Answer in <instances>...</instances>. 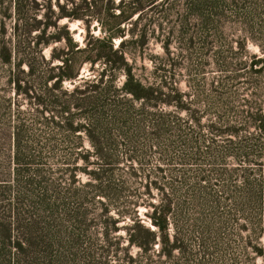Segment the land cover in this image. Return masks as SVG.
Masks as SVG:
<instances>
[{"label": "trees", "instance_id": "obj_1", "mask_svg": "<svg viewBox=\"0 0 264 264\" xmlns=\"http://www.w3.org/2000/svg\"><path fill=\"white\" fill-rule=\"evenodd\" d=\"M15 1L12 37L9 43L6 42L8 46L4 39L1 41V45L4 44L0 47V65L8 70V82L12 85L14 94L22 96L30 105L37 106L34 110V118L40 119V123L51 130L52 141L43 144L29 141L26 137L31 129L26 122L27 118L17 116L11 129V143H0V153L6 149V146L9 149L11 147L10 155L7 156L9 170L6 169L10 181L0 185V264L8 262L11 264H68L66 260L69 248H73L78 254H80L78 251L87 250V246L81 247L83 242L85 244L89 239L94 238L88 221L89 211L84 206V200L87 201L88 197L100 198L102 201L99 202V213L96 215V262L89 252L84 255L85 264H111L110 259L114 258L119 259L121 264H134L137 262L136 257L132 258L128 255L127 248L137 247L136 254L145 257L153 250L154 244L158 246L157 256L168 259V261H160V264H188L197 246L198 258L201 261L212 249L218 254V246L222 245V242H219L216 237H220V233L212 225L197 222L194 216L188 219L189 215L186 213L191 210V207L199 206L204 209L208 206L212 214L219 218L226 214L223 210L228 207L225 203L230 200V205L238 206L242 218L246 221L251 222L253 218L259 221L264 217V181L253 178L248 171L252 166L259 170L264 167V158H262L264 142L260 135L264 130V116L260 102L257 100L259 97L257 89L260 91L261 83L264 82V60L256 58L255 55H250L249 60L247 57L242 60L240 55L232 52L230 46H227L226 50L230 51L229 55L220 48L214 53L215 65L219 71H229L249 64L256 75H252L248 81L246 88L250 87L255 91L250 92L251 97L245 101L246 108H250L239 116L238 127L222 128L214 121L206 126L211 140L215 136L230 135L236 138L235 141L228 142V149L221 150L224 151L221 154H230L237 162L245 164L246 167L238 174L241 186L234 188L232 197L226 198L224 202L225 197L220 186L219 189H211L205 197L206 187L201 185V182L213 173L206 175L198 170L194 180L189 182V176L185 173L176 174L171 168H157L160 178L167 179L162 183V187L156 186V182H151L153 173L142 174L145 184L142 186L143 192L138 194L149 195L150 190L156 189L160 195L159 203L150 204V211H146L150 226H144L137 213L138 194H133L128 185L126 188V184L136 181L137 177L140 178L142 167L148 163L152 154L158 157L160 167L175 158L180 161L198 163L209 155H219L217 152H215L217 154L214 153V148L210 145L203 149L204 139L199 131L193 133L189 131L193 127L190 126L191 123L194 122L197 126L205 112L214 111L217 122L223 123L224 114H227L225 108H211L209 105L213 103L207 104L208 107L201 113L185 108L182 98L189 97V93L182 96H166L171 97L172 100L153 96L152 93L156 92L155 90H150L149 95H135L136 87H127L132 83L128 77L121 88L122 92L135 99H142L145 101L143 103L145 106H152L150 101L154 100L157 104H174L178 110L185 109L189 112L184 125H179L176 120L172 126L168 118L171 116L165 117L163 114L157 116L164 121L160 124L157 121L143 129L128 125L134 119L135 113H132L128 107L121 109L114 104L116 93H114L110 75L115 71H122L125 75H129L125 60L130 53L127 48H124L123 41L114 47L113 39L121 36L122 32L112 31L111 28L112 25L127 22L131 14L141 9L142 0H129L126 5L129 8L127 14L119 12L109 16L111 19L105 22L107 26L103 30V36L87 41L83 49H74L72 46L76 45L71 44L69 45L71 49L63 50L59 54H55V50H52L48 59L38 54L34 56L29 52L36 46L39 48L38 45H46L61 39L70 41L67 25L58 26V20L80 19L88 23L95 19L98 21L99 13L109 9L108 5L103 0H81L74 8L58 5L60 12H46L37 18L35 14L21 12L24 4H20L19 0ZM197 1L198 3L209 1V5L216 8L224 1L235 3L237 0ZM123 2H120L118 9ZM197 13L195 16L201 20V23L212 24L214 30L219 31L224 24L223 20L227 12ZM228 13L233 15V23L240 27V47L242 48L245 42L249 41L262 50L264 12ZM161 19L167 20L166 14H163ZM49 28L56 29L55 33L45 37ZM36 30L39 33L36 37L38 40L34 47H30L28 36ZM169 33L173 35V31ZM169 33L162 42L164 47L171 42ZM130 34L131 36L139 35L135 39L139 42L142 37L147 36V30L144 27L137 30L134 25ZM78 49L84 55L81 63L90 65L99 63L103 68L96 83H93V79L86 89L77 90L78 86L75 85L72 90L67 91L62 88V82L77 76L73 68V54L76 53L73 50ZM257 65H259L258 69ZM55 70L58 71L54 72ZM228 80L229 78H226L216 82L215 88L220 89H213L214 97H217L218 102L223 105L227 102L223 101L225 95L222 90L228 87ZM45 114L48 116L45 117ZM145 119L148 118H143ZM250 128L256 131L257 135L250 133ZM80 133L85 136L92 151L82 153L84 150L78 148L80 146L78 140L82 138ZM55 134L63 138L56 141ZM114 137L122 138L121 141H111ZM123 138L127 139L126 142ZM50 156L52 159L72 157L71 164L80 158L84 162V167L90 165V157H95L96 162L89 170L84 167L80 168L81 170H71L72 180L77 170H80L88 176L89 181L80 187H72L73 180L68 190H64L57 179H50L47 176L45 160ZM121 161L130 168V171L119 176L115 169L118 170L116 166L118 167ZM222 172L226 171H220L218 174H223ZM226 173H229L225 174L229 177L235 175L232 171ZM176 179L180 180L176 181ZM186 181L189 182L186 190L190 193L183 196V199H176L177 189L181 186H174V184L184 185ZM239 199L241 202L238 204ZM111 210L116 213V218L109 215ZM120 219L128 221L124 228L127 240L125 248H120L118 241L111 240ZM65 224H73L75 228L65 231ZM194 229L199 231L197 237H195ZM260 231V228L258 232L251 229V234L257 236ZM208 248L211 249L208 250ZM221 249L223 252L222 246ZM251 249L264 260V249L254 246ZM123 250L125 252L118 257ZM175 252L177 256H174Z\"/></svg>", "mask_w": 264, "mask_h": 264}, {"label": "rangeland", "instance_id": "obj_2", "mask_svg": "<svg viewBox=\"0 0 264 264\" xmlns=\"http://www.w3.org/2000/svg\"><path fill=\"white\" fill-rule=\"evenodd\" d=\"M104 3L108 5L105 12H100V19L97 21L92 20L91 22L83 21L80 19L67 20L62 18L57 21L58 26L63 24L67 25L68 31L70 33V41L61 39L60 41H55L48 43L46 45H38L39 48L34 47L37 42L38 31H32L30 33V50L34 56L41 55L45 59H48L51 51L55 50V54L61 53L63 50H67L69 45L74 49H83L87 41L94 38L103 36V30L106 28L105 23L109 16L113 14H118L123 12L124 14L129 13V8L126 6L129 0H103ZM123 2L120 9L118 5ZM142 0L141 9L131 14V17L127 22L121 23L120 25H112V31H121L122 35L117 36L113 39L114 47L123 41L124 48L129 50V57L126 58L127 67L129 70V75H125L122 71H115L110 77L112 79V85L114 86V104L119 108L124 109L128 107L132 113H135L134 119L131 124L133 127L147 128L148 126L155 124L157 121L160 123L164 122L158 118V114H163L165 117L169 118L170 124L173 126L178 121L179 125H184L186 118H188L189 112L185 109L178 110L174 104H157L154 100H151L152 106H145L142 99H135L133 96L122 92L121 88L124 86L127 78L132 80V83L127 86L136 87L135 95H149L150 90H155L153 96H159L160 98H166L167 100H172L171 97L166 96H179L185 93H189V97L182 98V104L185 108L193 109L194 111L200 112L205 111L208 107L211 108H225L227 114H224L223 123H218L214 111L205 112L200 117L199 123L196 126L194 122L190 126H193L189 133L194 131H199L204 139L203 149L206 147H213L214 153L217 152L219 155H209L205 160L201 162H189L180 161L175 158L165 162L160 167L159 159L155 154H152L148 163L142 167L140 178L137 177L136 181H131L126 184L129 190L133 194H138L143 192L144 181L142 179V174L153 173V178L151 182H156V186L162 187V183L166 182V178H160L157 168H171L176 174L185 173L189 176V182H192L197 175L198 170H201L206 175H209L204 180H202L203 186L206 187L204 190L205 197L210 193L211 189L223 190V196L230 199L233 195L234 188H239L241 186L240 177L238 174L242 172L246 166L241 162H237L230 154H221L228 149L230 141H235L234 136H215L213 140L210 139V134L207 130V125L211 122H215L222 128H229L230 126L238 127L239 116L250 107L245 106V101L249 99L250 92H254L255 89L246 88L248 81L252 75H255L254 71L251 70L249 64L246 66L236 67L229 71H219L216 68L214 61V53L220 48L223 51L227 50V46L232 48V52L240 55L242 60L247 57L250 59V55H255L256 58H261L264 60V47L261 50L257 45L252 44L247 41L241 48L239 45L240 39V27L233 23V15L228 12H264V0H237L235 3L225 2L221 3L219 7L213 8L209 5V1H204L198 3L197 0ZM18 2V0H17ZM81 0H19L20 4H24V8L21 12H26L27 14H35L37 18L46 12H60V5H64L67 8L76 7ZM59 5V6H58ZM16 6L15 0H0V47L4 44L1 41L4 39L5 43H9L12 26H13V16ZM50 6V7H48ZM136 6V5H135ZM132 6V7H135ZM96 10V9H93ZM131 10V9H130ZM197 12H227L226 18H224V24L218 29L214 30V25H205L201 23L200 19L195 16ZM166 14L167 20L162 21L161 16ZM108 23V22H107ZM135 23V24H134ZM157 24H160L159 26ZM135 28L137 30L143 27L147 30V36L142 37L139 42H136V38L139 35L131 36L130 31ZM161 27V28H160ZM56 30V29H55ZM53 28H49L46 31L45 37L55 33ZM170 31H173V35H170ZM136 33H138L136 31ZM169 33L171 42L165 45L162 42L166 39ZM6 43V46L8 44ZM67 47V48H66ZM73 54V68L77 72V76L72 80H64L62 82V88L70 91L77 85V90L86 89L90 85V81L96 83L99 78V74L102 71L103 66L99 63L90 65L89 63H81L83 59V53L79 52V49ZM230 51H226L229 55ZM168 59V60H167ZM168 61V62H167ZM202 65H199V64ZM200 66V67H199ZM25 66H23L24 68ZM263 67V66H262ZM259 68V65L256 66ZM55 70L54 72H57ZM264 72V68H263ZM238 76L235 78V76ZM95 76V77H94ZM256 76V75H255ZM9 73L5 66L0 65V143H11V129L15 124L16 117L27 118L26 122L30 126V134L26 137L29 141L34 143L43 144L45 142L52 141L51 130L43 126L40 119L34 118L35 106L30 105L28 101L24 100L22 96L14 94L12 90V85L8 82ZM229 78L228 87L224 88L222 92L225 95L223 101L227 104L223 105L218 102L217 97H214L213 89L219 90L220 88H215L216 82ZM52 81H50L51 83ZM48 84V86L50 85ZM90 88V87H89ZM198 90V92H197ZM42 92L43 89H42ZM258 101L260 102V108H262V114L264 116V82L261 83L260 91L257 89ZM152 96V95H150ZM213 96V97H211ZM218 96V94H217ZM72 112V111H71ZM74 112V111H73ZM77 113V112H76ZM48 116L47 114L44 115ZM148 118L143 120V118ZM190 124V123H189ZM188 124V125H189ZM187 126V125H186ZM199 126V128H197ZM32 132V133H31ZM250 133L257 135L256 131L252 128L249 129ZM261 140L264 142V130L260 133ZM80 146L78 148L85 151H92V147L82 133H80ZM56 141H59L63 137L55 134ZM122 137H114L111 141H121ZM242 138V137H241ZM142 141L141 138H139ZM126 138L123 141L126 142ZM10 150V151H9ZM70 150V149H69ZM11 152V147L0 153V185L5 182L10 181V176L7 174L9 170L7 163V156ZM215 153V154H217ZM9 154V155H8ZM6 156V157H5ZM264 158V154L262 155ZM47 176L50 179H54L59 182L60 186L65 190H68L71 184L72 187H80V185L89 181L88 176L80 171V168L84 167V162L82 159H78L72 163V157H66L65 159H58L50 156L47 160ZM90 165L84 167L85 169H91L92 165L95 164L96 158H89ZM168 165V166H166ZM134 167L136 166L133 165ZM118 170L115 169L116 174L123 175L125 172L130 171V168L124 162L118 164ZM249 168V167H247ZM77 170L76 175L73 180L71 178V170ZM248 170L253 178L260 179L264 181V167L259 170L255 166H252ZM253 169V170H252ZM140 171V170H139ZM220 171L234 172L233 177H229L223 174H218ZM138 175L139 172H137ZM120 178V177H118ZM157 178V180L155 179ZM9 180V181H8ZM180 179H176L179 181ZM175 181V180H174ZM188 181L184 185L177 189L176 199H183L190 193L187 188ZM183 186V187H182ZM189 186V185H188ZM200 189L201 187H197ZM202 196V194L200 195ZM137 202L139 203L137 207L138 216L144 226H150L148 218L146 216V211H150V204H158L160 195L156 189L149 191V195L138 194ZM102 200L100 198H87L84 200V206L88 208L89 216L88 221L91 224L90 231L94 238L89 239L84 245L87 246V250L83 252L78 251L80 254L76 253L73 248H69L68 258L66 262L68 264H85L84 255L91 253L93 259L96 262V215L99 213V208ZM238 204L241 202L240 199L237 201ZM228 207L224 208L223 216L217 218L212 214V211L205 206L204 209L201 207H191V210L186 214L189 215L188 219L192 216L196 217V221L204 225H212L220 233V237H216L222 245L218 246V254L214 249L208 252L205 259L201 261L198 257V246L195 247L190 256V262L188 264H264L263 258L255 254L251 249L252 246L255 248L264 249V217L257 221L252 219L251 222L246 221L241 216V211L238 206H231L230 200L225 203ZM253 214L255 212H252ZM109 215L112 218H116V213L111 210ZM227 215V216H226ZM128 221L126 219L120 221L116 224L117 230L112 234V242H117L120 248L127 247L125 226ZM65 231L73 230V224H65ZM260 232L257 236L251 234V229ZM195 230V237L199 235L198 229ZM99 232V231H98ZM251 234V236H250ZM214 241V240H213ZM99 243V242H98ZM97 243V244H98ZM223 247V252L221 249ZM251 246V247H250ZM153 250L148 252L146 256H140L136 254L137 247L130 246L127 248L128 255L135 258L137 262L134 264H160V261H168V259L160 258L157 256L158 246L154 244L152 246ZM121 251L119 256H122ZM83 253V254H82ZM196 253V254H194ZM174 256H177L175 252ZM174 258V257H173ZM111 264H121L119 259H110ZM2 264H11L2 263ZM178 264V263H177ZM187 264V263H186Z\"/></svg>", "mask_w": 264, "mask_h": 264}]
</instances>
